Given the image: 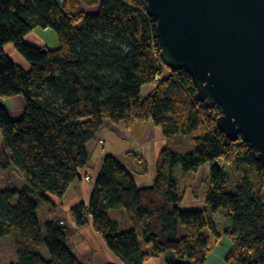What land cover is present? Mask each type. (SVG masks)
Wrapping results in <instances>:
<instances>
[{
	"label": "trees",
	"instance_id": "obj_1",
	"mask_svg": "<svg viewBox=\"0 0 264 264\" xmlns=\"http://www.w3.org/2000/svg\"><path fill=\"white\" fill-rule=\"evenodd\" d=\"M146 6L145 0H0V98L25 100L17 120L0 103V170L14 168L24 180L21 188L0 186V237H10L18 255L11 264H84L69 248L62 221L40 223L33 197L51 202L66 194L106 120L127 127L151 121L168 144L146 188L107 155L89 204L70 207L78 226L91 221L123 264L164 253L166 264H206L211 238L223 236L231 243L224 264H264V168L248 141H231L218 128L221 107L196 98L189 72L154 58L161 46ZM36 27L54 30L58 48L26 42ZM8 44L27 67L6 52ZM148 85L155 88L144 96ZM175 136L192 138L193 151L173 149ZM205 165L211 179L205 204L184 208L186 189L175 169ZM225 165L238 172L234 184ZM120 206L133 224L125 231L108 215Z\"/></svg>",
	"mask_w": 264,
	"mask_h": 264
},
{
	"label": "water",
	"instance_id": "obj_2",
	"mask_svg": "<svg viewBox=\"0 0 264 264\" xmlns=\"http://www.w3.org/2000/svg\"><path fill=\"white\" fill-rule=\"evenodd\" d=\"M160 58L186 69L218 128L243 137L264 168V0H145Z\"/></svg>",
	"mask_w": 264,
	"mask_h": 264
},
{
	"label": "crops",
	"instance_id": "obj_3",
	"mask_svg": "<svg viewBox=\"0 0 264 264\" xmlns=\"http://www.w3.org/2000/svg\"><path fill=\"white\" fill-rule=\"evenodd\" d=\"M87 10L92 11L91 9ZM37 28L41 27H36L27 34L25 41L41 46L39 43L42 32H39L40 30ZM6 52L16 63L27 67V63L16 51L13 44L6 46ZM153 90L154 88L150 87V85L144 87V96L149 95ZM0 103L7 108L10 117L14 120L19 119L24 113L25 100L22 95L0 98ZM1 144L2 139H0V147ZM167 144L168 141L163 135L162 129L155 126L151 121H137L127 127L123 121L113 124L111 121L106 120L95 139L87 144L90 156L87 167L80 170L78 178L75 179L62 198L50 197L51 202L48 203L51 208L46 211V220L58 218L67 226L69 231L68 246L84 264H123V262L107 247L91 221H88L83 226H78L74 215L70 211L71 205L78 203L89 204L96 179L107 155L115 156L132 172L140 188L152 186L156 178L158 158L163 149L167 147ZM176 170L177 168L175 172ZM0 173L2 175L7 173L5 175L7 182V185L4 186L5 188H21L24 185V180L16 169L0 170ZM194 173H196V176L191 184L182 186L186 189L184 208L204 206L207 195L211 190L210 165H205ZM86 177L89 178L86 179ZM14 179L18 182H15ZM108 215L118 222V231H125L133 227L128 212L123 206L108 210ZM119 216L123 217L122 221L119 220ZM230 248V241L223 236L220 242L211 250L206 264H223ZM168 258L169 255L164 253L159 257L145 261L144 264H166Z\"/></svg>",
	"mask_w": 264,
	"mask_h": 264
},
{
	"label": "rangeland",
	"instance_id": "obj_4",
	"mask_svg": "<svg viewBox=\"0 0 264 264\" xmlns=\"http://www.w3.org/2000/svg\"><path fill=\"white\" fill-rule=\"evenodd\" d=\"M37 29L40 30L39 32H42L41 41L39 43V44H41V46H47L52 50L56 49L59 46V41H58V38H57L54 30H52L50 28H47V29L37 28ZM153 55H154V58H156L158 61H161V58H160L159 53L157 51H153ZM163 67H165V65ZM164 74H167V71H165ZM150 87L155 88V85H150ZM21 117H19V118H21ZM15 120H17V119H15ZM0 139H1V136H0ZM194 146H195L194 141L189 136H175L172 140V148L179 151V152H183V153L191 152V151H193ZM225 171H227L231 183L234 184L235 179L238 176V172H237L236 168H230L229 165H225ZM5 175H7V173ZM5 175H2L0 173V177L4 178V179L0 178V186H2V187L7 185ZM195 176H196V173L184 172L180 166L177 167V170L175 172V178L179 181L181 186H188V184H191V182ZM14 181L18 182L15 179H14ZM13 185H15V184H13ZM33 199H35V201L39 205L38 206V217H39L40 223L43 224L47 218L46 217V215H47L46 211H47V209L51 208V205L48 202L41 200L39 197H33ZM118 218L120 221H122V219H123V217H121V216H119ZM216 220H218L219 223H221L223 220L222 215L221 214L216 215ZM219 228H221V227L218 224V231L221 232V229H219ZM219 239L221 240L222 237H220ZM219 239H217L218 242H220ZM218 242H216L215 238H213V237L211 238V250H213V247L216 246L218 244ZM43 254L47 255L46 249H43ZM224 260H225V258H224ZM17 261H18V255L14 249L12 239L10 237H0V264H11L14 262L16 263ZM223 264H224V261H223Z\"/></svg>",
	"mask_w": 264,
	"mask_h": 264
},
{
	"label": "built area",
	"instance_id": "obj_5",
	"mask_svg": "<svg viewBox=\"0 0 264 264\" xmlns=\"http://www.w3.org/2000/svg\"><path fill=\"white\" fill-rule=\"evenodd\" d=\"M88 179V177H86Z\"/></svg>",
	"mask_w": 264,
	"mask_h": 264
}]
</instances>
